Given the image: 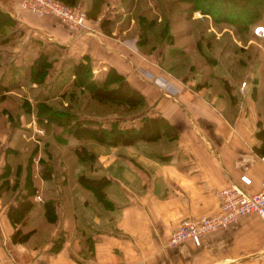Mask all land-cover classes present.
<instances>
[{"label": "crops", "instance_id": "1", "mask_svg": "<svg viewBox=\"0 0 264 264\" xmlns=\"http://www.w3.org/2000/svg\"><path fill=\"white\" fill-rule=\"evenodd\" d=\"M20 1L0 0V11L10 19L4 25L6 35L0 34L4 39L0 76L14 77L9 69L27 67L44 50L60 55L53 62V73L64 59H88L94 75L104 76L108 68L123 75L144 95L146 114L161 117L168 127L152 142L90 145L96 157L86 175L109 180L100 198L78 181L84 163L75 158L69 179L63 174V181L54 174L43 176L44 155H33L28 162L24 146L20 147L22 138L14 137V132L26 127L14 126L8 114H2L0 264H264V220L254 214L207 234L199 245L191 241L167 245L180 220L218 212L220 187L233 181L250 194L261 190L264 157L255 151L259 144L255 132L264 125V69L258 55L264 56V44L258 51L252 44L242 46L253 51L251 71L235 82L234 96L230 83L220 76L216 91L196 75L175 74L174 67V71L162 67V47L147 49L139 41L129 0H73L85 10L90 29L80 33L52 16L21 9ZM254 40L259 38L250 41ZM224 44L223 50L232 48ZM214 61L211 64L219 68ZM137 68L167 80L170 92L141 76ZM51 80L46 76L44 82ZM60 166L65 170L66 161ZM241 175L250 179L248 184L239 181ZM12 180L14 204L28 186H35L32 208L14 224L6 215L13 199L8 192ZM3 182L7 186H1ZM18 227L30 234L25 241L13 243L10 237Z\"/></svg>", "mask_w": 264, "mask_h": 264}, {"label": "trees", "instance_id": "2", "mask_svg": "<svg viewBox=\"0 0 264 264\" xmlns=\"http://www.w3.org/2000/svg\"><path fill=\"white\" fill-rule=\"evenodd\" d=\"M60 1L68 5L75 4L73 0ZM177 1L188 4L186 10L178 13V16L181 18L177 16V19L186 20L191 17L193 11L199 8L194 3V0ZM224 2L227 3V5L222 3L224 7L235 8L233 14L216 16L210 11L203 10L215 24L226 23L237 36H247L249 33L256 36L252 31L253 28L249 32L251 24H254L253 27L258 25L264 27V0H225ZM165 9L160 7L163 17L162 15L161 17H147L145 14L138 15L139 22L144 26L139 27L138 25L139 41L145 45L149 43V40L146 38L147 31H149L147 29L149 28L155 36V41L158 43L156 45H159L149 46L150 49L158 48L161 44L163 52L167 57L183 56L186 54V50L184 49L186 43L183 47L175 46L178 33L173 28V22L169 19L177 14L164 16L163 10L165 11ZM2 14L4 16L7 15L0 11V17ZM146 22L148 24L152 23L153 26L146 28ZM3 28L4 24L0 23V33L4 31ZM188 32L192 31L188 30ZM180 35L182 36L183 34L180 33ZM3 41L4 39L0 37V43ZM196 46H199V41H197V44L196 41L193 43L195 49ZM52 56L51 52L40 51L27 67L14 68V77L12 75L11 78L0 76V101L3 100V94L8 90H19L25 79L30 80L31 83L36 82L40 86V91L37 93V97L33 100L34 104L32 105L34 106L35 121L43 129L44 134L38 135L44 143V158L41 159L40 170L43 176L49 177L51 174H54L62 177V181L63 176L65 179L66 177L69 179V175L73 172L76 163L74 159H66L68 153L75 157L76 161L90 165L96 156L89 147H86L82 143L83 141H91L107 146H127L140 140L152 142L160 138L164 127H168L167 122L161 117L146 114L148 104L144 95L133 87L123 75L117 73L112 68H108L104 76H98L92 72V66L88 59H80L78 61L66 59L59 67V70L53 73L54 60H52ZM205 59L207 61L211 60V62L215 60L209 56ZM195 66L194 64L192 66L194 70ZM46 76L52 77V80L44 82ZM209 76L212 77L211 74ZM41 89L45 90V95H43L44 93L41 94L43 92ZM18 102L16 107L19 108L23 100ZM110 106H122L129 111L138 108V112L134 116H131L132 120L129 125L122 127L116 126L114 121H111L110 126L99 125L97 120L91 119L86 116L87 114L83 113V110L98 112L110 109ZM2 112L11 114L8 110ZM84 115L86 118H84ZM16 119L19 118L16 117ZM108 122L109 120L106 121L107 124ZM53 127H59L60 131L55 134ZM66 134L70 135L77 142L75 145H72V148H69L71 145L67 146L63 142L67 139ZM255 136L259 140L255 151L259 156L264 157V125L258 128ZM29 149V152L25 155L28 162L33 156L36 146L31 145ZM62 160L66 161L65 170L60 166ZM77 179L83 185L95 190L97 196L100 198L103 197L104 189L109 183V180L105 176H89L83 173L79 174ZM14 185V180H12L11 185H8V189H10L8 190L10 193L9 198L13 199H11L12 202L6 208V215L13 224L25 219V214L32 208V197L35 191V186L31 184L25 193L19 194V198L14 204ZM1 186H7V183L3 182ZM51 200L53 199H50L49 203L54 204ZM48 215H51L50 211ZM29 234L30 231L22 232L19 227L15 228L10 237L11 242H23Z\"/></svg>", "mask_w": 264, "mask_h": 264}, {"label": "rangeland", "instance_id": "3", "mask_svg": "<svg viewBox=\"0 0 264 264\" xmlns=\"http://www.w3.org/2000/svg\"><path fill=\"white\" fill-rule=\"evenodd\" d=\"M159 1V2H158ZM129 0L128 6H131L130 11L132 10L133 13L131 15L134 16V23L135 27H144L142 26L141 22H139L138 15L145 14L147 17H163V13L160 11V7L165 9L164 16L166 15H175L169 18L171 22H173V28H175L176 32L178 33V36L175 41V46H182L185 45L184 49L186 50V54L183 56H175L168 59V57L165 55V60L162 61V67L169 68L171 71H174L175 74L187 72L189 75H196V78H201L206 83H210L211 86L214 88L216 87V91H218V83L215 82L218 78V76L221 77V81H227L230 84L228 85V89H232V95L235 94V82L238 83V78L240 77H247L251 71V61L250 54L253 53L250 49H244L242 46L244 45H253L255 47V51H258V46L264 44V40L261 38L264 35H259L260 37H256L251 35L249 33L246 35L237 36L233 33L232 29L229 25L226 23H217L215 24L213 20L210 18V16L206 13H204L203 10L210 11L216 16H225L228 14H233L235 11V8H228L224 7L222 3L225 0H194V3L199 6L198 9L192 12V15L190 18L186 20L177 19L178 13H181L183 10H186L188 8V4L185 2L177 1V0ZM223 1V2H219ZM168 6V7H167ZM176 17V18H175ZM181 18L180 16H178ZM146 21V20H145ZM177 21V22H176ZM160 22V21H159ZM158 22V23H159ZM0 23L6 25L10 24V19L7 16L0 17ZM139 23V24H138ZM161 23V22H160ZM254 24H251L249 27V32H251V28ZM152 23L146 22V28L152 27ZM260 26V25H258ZM10 28V26H8ZM5 30V28H3ZM202 29V31H201ZM147 30V36L146 38L149 40V43H147V49L149 46L158 44L157 41H155V36L153 35V32L148 28ZM188 30H191L193 35L189 34ZM1 31V30H0ZM254 31V29H252ZM18 32V31H17ZM141 32V31H140ZM6 35V31L1 32ZM0 33V34H1ZM182 33L183 35L179 36V34ZM12 34V33H11ZM201 34V36H200ZM259 38V40H254V42L250 41L252 39ZM196 41H199V46H196V49L193 47V43ZM250 41V42H249ZM190 42V43H189ZM226 43L228 46L232 45L231 49L223 50L222 45ZM249 43V44H248ZM207 46V47H206ZM160 47L161 44H160ZM264 48V47H263ZM46 50H49V48H46ZM253 50V49H252ZM261 50V49H260ZM159 51V49H158ZM44 52H50L45 51ZM56 51H52L51 54L52 60L56 62L60 56L58 54V51L56 54H54ZM204 56H203V55ZM260 61L262 62V68L264 69V56L262 53H259ZM209 56L210 58H215V64H219V68L214 67V64H210V61H207L205 58ZM205 57V58H204ZM173 58V59H172ZM217 58V59H216ZM65 60V59H64ZM175 60V61H174ZM166 62V65L164 63ZM195 66L192 68V66ZM210 64V66H209ZM216 64V65H217ZM56 70V68H54ZM11 74L14 72L13 69L8 70ZM54 72V71H53ZM93 72V71H92ZM152 73V72H151ZM8 74V75H10ZM153 74V73H152ZM212 75V78L209 75ZM14 75V74H13ZM154 76H158L156 74H153ZM160 77V76H158ZM8 78H11L9 76ZM200 79V80H201ZM167 81V80H166ZM168 83V81H167ZM42 85V84H41ZM169 85V84H168ZM42 90V89H41ZM40 91V86L36 82H30V80L25 79L24 82L21 84V87L19 90H8L3 94L4 98L0 101V120L5 119V117L2 115L5 111L8 110L11 112V114H8V116L12 120V124L14 123V126L22 125L26 128L21 129L18 133L14 132V137H21V145L20 147L23 149V152L27 153L28 147L32 144L36 146V150L34 152V156L38 155H44L43 153V147L44 143L42 139L38 137V135H44L43 133H38L37 128L40 126L37 125L35 121V112L33 109L34 104L33 100L36 99L37 93ZM41 94L45 95V90H42ZM13 92V93H11ZM235 96V95H234ZM228 100L230 97L227 98ZM23 100V103L18 108L16 105H18V101ZM233 96H231V101H233ZM136 108L135 110H126V108L116 107V106H110V109L100 110V111H94V112H88L83 110L84 114H87V117H90L91 119L97 120L99 125L103 126H110L111 121H114L116 126L122 127L129 125L131 123V116H134L138 112ZM6 114V113H5ZM85 116V115H84ZM86 116L84 118H86ZM19 118V119H16ZM108 124L106 121H108ZM31 130H29V129ZM35 128V131H34ZM41 128V127H40ZM54 131H59V128L54 127ZM31 131V132H30ZM34 132V134H32ZM25 135V136H24ZM66 145H71L69 148H72V145H75L77 142L76 140H73L72 137L68 134ZM23 136V137H22ZM33 136V137H32ZM28 143V144H27ZM80 143V142H78ZM86 147L90 148V145L94 142L91 141H83L82 142ZM16 145V144H15ZM91 149V148H90ZM30 150V149H29ZM28 150V152H29ZM22 151V150H21ZM75 157H73L71 154L68 153L67 160H72ZM94 162V161H93ZM90 163L88 165L87 163H84L83 173L87 174L86 170L88 171L90 166L93 164Z\"/></svg>", "mask_w": 264, "mask_h": 264}, {"label": "built area", "instance_id": "4", "mask_svg": "<svg viewBox=\"0 0 264 264\" xmlns=\"http://www.w3.org/2000/svg\"><path fill=\"white\" fill-rule=\"evenodd\" d=\"M20 7L35 16H52L74 33L90 31L85 10L78 3L68 5L60 0H21ZM253 29L255 35H264L263 26H255ZM136 70L141 76L154 82L164 92H170V86L165 79L154 76L151 72L142 68ZM244 86L245 82H241L240 88ZM37 131L43 133V129L40 127L37 128ZM239 181L242 184H248L250 179L241 175ZM216 195L219 200L218 212L210 216L180 220L170 232L167 245L176 247L186 241L199 245L207 234L236 223L244 215L254 214L259 219L264 220V178L261 181V190L256 193H247L239 183L231 181L216 190Z\"/></svg>", "mask_w": 264, "mask_h": 264}]
</instances>
